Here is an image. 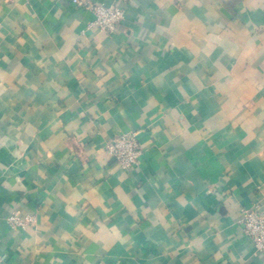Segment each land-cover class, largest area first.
Returning a JSON list of instances; mask_svg holds the SVG:
<instances>
[{
	"label": "crops",
	"instance_id": "crops-1",
	"mask_svg": "<svg viewBox=\"0 0 264 264\" xmlns=\"http://www.w3.org/2000/svg\"><path fill=\"white\" fill-rule=\"evenodd\" d=\"M90 1L0 0V264H264V0Z\"/></svg>",
	"mask_w": 264,
	"mask_h": 264
},
{
	"label": "built area",
	"instance_id": "built-area-1",
	"mask_svg": "<svg viewBox=\"0 0 264 264\" xmlns=\"http://www.w3.org/2000/svg\"><path fill=\"white\" fill-rule=\"evenodd\" d=\"M80 8L88 9L94 15L93 26L104 33H112L125 17L124 9L116 6L94 4L90 0H71ZM106 152L122 170H134L141 160L143 148L138 141V133L130 131L114 137L107 145ZM240 221L242 234L254 242L256 247L264 250V210L252 207L242 210ZM12 227L25 228L32 219H22L18 212L7 218Z\"/></svg>",
	"mask_w": 264,
	"mask_h": 264
}]
</instances>
